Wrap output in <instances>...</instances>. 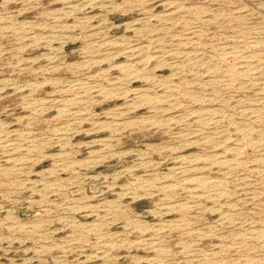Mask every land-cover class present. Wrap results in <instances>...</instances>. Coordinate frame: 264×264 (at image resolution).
Listing matches in <instances>:
<instances>
[{
    "label": "rangeland",
    "instance_id": "rangeland-1",
    "mask_svg": "<svg viewBox=\"0 0 264 264\" xmlns=\"http://www.w3.org/2000/svg\"><path fill=\"white\" fill-rule=\"evenodd\" d=\"M0 264H264V0H0Z\"/></svg>",
    "mask_w": 264,
    "mask_h": 264
},
{
    "label": "bare ground",
    "instance_id": "bare-ground-1",
    "mask_svg": "<svg viewBox=\"0 0 264 264\" xmlns=\"http://www.w3.org/2000/svg\"><path fill=\"white\" fill-rule=\"evenodd\" d=\"M92 1V0H91ZM95 1V0H94ZM102 4V3H101ZM88 6V5H87ZM58 21V20H57ZM90 21V20H89ZM64 25V24H63ZM68 25V24H67ZM26 26V25H25ZM70 26V25H69ZM74 26V25H73ZM30 28V27H29ZM62 35V34H61ZM54 37V36H53ZM39 38V37H38ZM37 38V39H38ZM46 41V40H45ZM62 41V40H61ZM66 43V42H65ZM38 44V43H37ZM91 45V44H90ZM103 45V44H102ZM117 45V44H116ZM138 47V46H137ZM124 48V47H123ZM133 49V48H132ZM139 49V48H138ZM52 51V50H51ZM128 51V50H127ZM137 53V52H136ZM137 55V54H136ZM51 57V56H50ZM130 57V56H129ZM131 58V57H130ZM52 61V60H51ZM128 64V63H127ZM131 65V64H130ZM122 70V69H121ZM93 76V75H92ZM9 81V80H8ZM12 83V82H11ZM112 83V82H111ZM86 84V83H85ZM14 85V84H13ZM89 85V84H88ZM35 86V85H34ZM11 87V86H10ZM82 87V86H81ZM89 87V86H88ZM90 88V87H89ZM17 89V88H16ZM74 89V88H73ZM88 89V88H87ZM15 90V89H14ZM98 90V89H97ZM106 90H107V88H106ZM2 92V91H1ZM107 92V91H106ZM105 92V93H106ZM68 110V109H67ZM70 110V109H69ZM77 110V109H76ZM77 113V112H76ZM116 125V124H115ZM116 127V126H115ZM115 129V128H114ZM116 130V129H115ZM23 135V134H22ZM23 137V136H22ZM19 138V137H18ZM22 139V138H21ZM5 141V140H4ZM12 143V142H11ZM10 144V143H9ZM13 144V143H12ZM20 147V146H19ZM25 147V149H26V146H24ZM23 148V147H22ZM28 150V149H27ZM26 150V151H27ZM9 153V152H8ZM18 159V158H17ZM28 162H29V160H28ZM17 163V162H16ZM15 163V164H16ZM21 167V166H20ZM4 171V170H3ZM23 175V174H22ZM173 207V206H172ZM141 243H143L142 241H141ZM148 243V242H147ZM151 243V242H150ZM160 248V247H159ZM158 248V249H159ZM157 252V251H156Z\"/></svg>",
    "mask_w": 264,
    "mask_h": 264
}]
</instances>
